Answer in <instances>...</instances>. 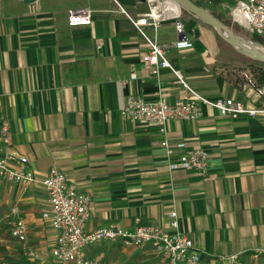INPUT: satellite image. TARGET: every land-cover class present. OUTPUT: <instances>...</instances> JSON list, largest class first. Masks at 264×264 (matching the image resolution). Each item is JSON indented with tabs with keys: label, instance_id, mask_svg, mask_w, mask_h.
Here are the masks:
<instances>
[{
	"label": "crops",
	"instance_id": "1",
	"mask_svg": "<svg viewBox=\"0 0 264 264\" xmlns=\"http://www.w3.org/2000/svg\"><path fill=\"white\" fill-rule=\"evenodd\" d=\"M194 1L223 19L228 8L231 19L228 0ZM80 7L92 11L93 23L70 26L68 10ZM123 8L113 0H0V119L10 123L9 148L28 158L27 169L39 179L58 167L90 196L88 231L114 224L174 232L169 221L175 210L179 230L192 238L206 264H223L221 257L235 254L242 264H264V255L254 253L264 248V116L232 119L203 105L201 117L174 119L165 135L158 123L123 115L130 95L174 104L186 93L172 69L156 75L142 61L149 45L128 14L146 13L149 4L124 0ZM178 13L193 47L168 48L166 54L185 81L207 99L233 97L259 106L263 99L250 79L235 83L228 77L231 45L194 14ZM175 23L170 18L156 33L153 27L146 31L170 44L178 39ZM165 138L172 155L162 146ZM195 150L207 151L206 172L171 168L181 154ZM0 204L10 213V219L0 218L10 225L9 237L0 233L4 264H60L51 252L57 235L44 217L51 205L43 184L25 189L0 177ZM20 218L30 227L32 257L10 233ZM86 254L100 264L162 261L152 245L121 240L89 245Z\"/></svg>",
	"mask_w": 264,
	"mask_h": 264
},
{
	"label": "built area",
	"instance_id": "2",
	"mask_svg": "<svg viewBox=\"0 0 264 264\" xmlns=\"http://www.w3.org/2000/svg\"><path fill=\"white\" fill-rule=\"evenodd\" d=\"M113 1L126 12L120 0ZM147 3L148 12L137 17L128 14L138 33L149 45V50L143 55L142 61L145 67L156 75H159L161 68L172 69L178 83L186 89V93L174 104H170L165 98L152 102L130 95L122 109L123 115L138 123H158L160 131L165 135L172 120H193L201 117L203 105L215 107L222 116L232 119L243 115L264 116V85L256 86L254 81L250 83L263 99L256 107H248L233 97L210 100L193 89L181 72L173 67L166 54L168 48L183 50L193 47V41L187 34L185 23L181 20L178 10L173 11L174 2L147 0ZM167 6H170L172 11L167 10ZM230 14L235 24L245 28L249 33H258L264 37V0H236ZM170 18L176 20L175 29L178 34L176 41L170 44L162 43L157 39L156 34L151 36L146 31L147 27H153L156 33L161 23ZM68 23L70 26L91 25L92 11L85 7L69 9ZM0 138L4 144L0 145V177L21 184L25 189L32 183L40 181L48 192L51 208L44 213V217L51 221L56 232L57 238L51 252L60 264H100L87 256L86 248L101 241L120 240L125 245H152L162 256L160 264H206L203 254L197 249L192 238L179 230V217L175 210L170 213L169 221V226L175 229L174 232L151 225H138L135 230L129 231L114 224L88 231L86 226L90 218V196L80 191L77 183L68 178L58 167H52L42 179H39L33 170L27 169L28 158L9 148L10 123L6 119H0ZM162 146L168 155L174 153L167 138L162 141ZM184 146V143L179 144V147ZM170 166L172 169L183 168L206 172L209 166L208 153L205 150L186 151L180 155L179 161L171 162ZM29 231V225L21 218L15 220L10 229L11 236L22 243L26 253L32 257L34 252L28 249L27 244ZM254 253L264 255V248L257 249ZM220 260L223 264H242L237 254L223 256Z\"/></svg>",
	"mask_w": 264,
	"mask_h": 264
},
{
	"label": "rangeland",
	"instance_id": "3",
	"mask_svg": "<svg viewBox=\"0 0 264 264\" xmlns=\"http://www.w3.org/2000/svg\"><path fill=\"white\" fill-rule=\"evenodd\" d=\"M121 2H122V5L124 6V0H121ZM228 2L230 4L229 6H231V7L236 4L235 0L234 1L228 0ZM208 6L211 9H213L215 7V6H211V5H208ZM215 8H217V7H215ZM180 10H181V8H179V11ZM221 12H222V14H225V12H226V14L229 17V9L228 8L224 7ZM228 17L225 16L224 19L228 20L229 25H227V26H229L235 34L245 36L247 38V40L253 41V42L259 44L260 46L264 47V37L263 36L260 37V35L258 33H254V34L249 33L245 28H242L241 26L235 24L233 21H230ZM218 37L222 43L229 45V43L227 41H225L219 35V33H218ZM258 37H260V38H258ZM228 47H230V49L232 51V54H230L227 57L228 61L226 64L227 69H228V77L230 78L231 81H233L235 83L244 82V81L248 82L249 79H251L250 81H252L255 78V74H259L261 69L264 70V62L256 60V59L249 57L247 55H244L243 53L238 51L233 46L232 47L228 46ZM2 215L5 219H8V218L10 219V213L7 212V206H3L2 204H0V218L2 217ZM7 221L8 220L0 221V233H2V236L9 237V230L8 229H9L10 225L7 224ZM1 249L2 248H0V264H4V263H7L8 261H5L6 258H4L6 252H3L4 250H1ZM34 251L38 252L36 249H34ZM28 259H30V258H26L24 261L27 262ZM11 260H12V258H11Z\"/></svg>",
	"mask_w": 264,
	"mask_h": 264
},
{
	"label": "water",
	"instance_id": "4",
	"mask_svg": "<svg viewBox=\"0 0 264 264\" xmlns=\"http://www.w3.org/2000/svg\"><path fill=\"white\" fill-rule=\"evenodd\" d=\"M28 2H36V0H25ZM147 2V0H141ZM181 8V10L188 11L204 23L214 27L219 35L227 41L231 46L236 48L238 51L252 57L256 60L264 62V51L256 46L257 43L250 40L239 39L238 35L235 34L232 29L226 24L219 21L209 10L196 4L193 0H170Z\"/></svg>",
	"mask_w": 264,
	"mask_h": 264
},
{
	"label": "trees",
	"instance_id": "5",
	"mask_svg": "<svg viewBox=\"0 0 264 264\" xmlns=\"http://www.w3.org/2000/svg\"><path fill=\"white\" fill-rule=\"evenodd\" d=\"M194 1V0H193ZM196 4H198L199 6H202V7H204L205 9H207L206 8V6L205 5H203V4H201V3H199L198 1H194ZM213 14V13H212ZM219 21H221L222 23H224V24H226V25H229L228 24V20H226V19H223V18H219V17H217L215 14H213ZM230 21H231V19H229ZM261 37V36H260ZM260 37H258V38H260ZM255 79V80H254ZM252 81H254V83L256 84V86H258V85H264V70L263 69H261L260 70V72H259V74H255V78H254Z\"/></svg>",
	"mask_w": 264,
	"mask_h": 264
},
{
	"label": "bare ground",
	"instance_id": "6",
	"mask_svg": "<svg viewBox=\"0 0 264 264\" xmlns=\"http://www.w3.org/2000/svg\"><path fill=\"white\" fill-rule=\"evenodd\" d=\"M166 8H167V10L172 11L170 6H167ZM173 8H174L173 11H177L180 7L178 6V4L174 3V7ZM238 38L239 39H243V40H247V38L245 36H241V35H238ZM256 46H259V49L264 51V47L260 46L259 44H256Z\"/></svg>",
	"mask_w": 264,
	"mask_h": 264
}]
</instances>
